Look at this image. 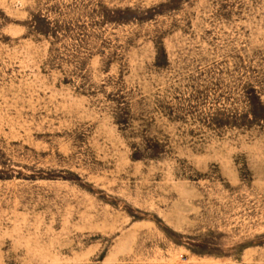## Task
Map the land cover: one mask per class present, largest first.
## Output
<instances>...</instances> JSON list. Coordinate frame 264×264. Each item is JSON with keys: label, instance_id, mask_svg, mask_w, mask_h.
<instances>
[{"label": "rangeland", "instance_id": "rangeland-1", "mask_svg": "<svg viewBox=\"0 0 264 264\" xmlns=\"http://www.w3.org/2000/svg\"><path fill=\"white\" fill-rule=\"evenodd\" d=\"M0 264H264V0H0Z\"/></svg>", "mask_w": 264, "mask_h": 264}]
</instances>
